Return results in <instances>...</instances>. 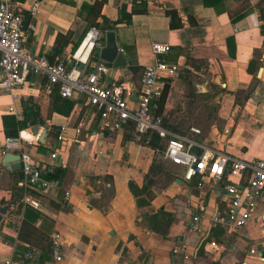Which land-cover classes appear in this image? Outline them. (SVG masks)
I'll use <instances>...</instances> for the list:
<instances>
[{
	"label": "crops",
	"instance_id": "crops-1",
	"mask_svg": "<svg viewBox=\"0 0 264 264\" xmlns=\"http://www.w3.org/2000/svg\"><path fill=\"white\" fill-rule=\"evenodd\" d=\"M12 1L23 12V19L29 14L28 26L22 29V45L38 56L55 46L57 33L71 30V39L76 40L84 24H72L77 7L94 0ZM230 1L226 3L230 5ZM121 2L130 5V0H106L100 14L115 20ZM249 2L251 10L232 23L225 13H215L200 0H147L146 13H134L130 24L118 23L110 29L117 36L118 51L126 61L135 63L125 68L107 64L106 80L130 81L136 86L143 68L155 58L173 64L176 74L159 85L165 80L168 83L161 111L163 126L175 134L198 138L201 131L193 135L189 128L199 129L204 122L202 140L242 159L262 156L264 35L259 30V10L264 11V0ZM165 9L175 10L182 27H168ZM186 13L193 25L186 22ZM85 42L88 40L83 38L75 48L80 59L89 49L83 47ZM153 42L167 44L168 50L155 56ZM73 51L68 43L61 55ZM51 85L29 74L18 90L15 105L22 111L25 98L38 104L42 125L37 124V132L46 133L43 142H22L21 151L39 168L59 167L63 173L45 189H28L21 169L10 170L0 161V206L7 207L0 219V264L20 259L26 251L34 253L36 264H257L248 250L264 237V190L255 199L245 225L226 231L211 222L214 212L224 207L218 184L198 176L183 180L180 166L135 140L130 122L114 132L100 131L82 96L70 98L74 104L67 115L52 111ZM134 98L131 94L130 104ZM10 102L9 96L0 92V143L6 137L2 116L11 115L7 111ZM43 124L58 127L61 138L49 137ZM19 131L27 137L32 134L29 124ZM46 140L51 146L41 148ZM246 179L244 173L240 184ZM128 182L139 189L136 197ZM26 190L37 200V208L22 204ZM199 198L204 210L193 227L192 204ZM21 222L25 225L22 239H18ZM209 234L213 238L207 241ZM53 238L59 260L54 259Z\"/></svg>",
	"mask_w": 264,
	"mask_h": 264
},
{
	"label": "built area",
	"instance_id": "built-area-1",
	"mask_svg": "<svg viewBox=\"0 0 264 264\" xmlns=\"http://www.w3.org/2000/svg\"><path fill=\"white\" fill-rule=\"evenodd\" d=\"M22 22L21 9L14 6L12 0H0V92L7 94L11 100L7 105L9 113L16 118L22 117V111L15 105V100L27 75L45 78L48 84L57 85L58 94L62 97L82 96L102 132L117 131L124 123L130 122L135 140L143 144L148 142V134L154 132L158 138L164 140L160 148H155V152L160 158L180 166L183 180L190 181L197 176L200 179L206 177L219 185V200L224 207L214 212L211 222L229 232L245 225L251 217L255 199L264 190V152L260 157L242 159L224 152L206 140L178 135L166 129L162 125L161 115L155 114L154 109L161 89L160 82L176 74L175 65L167 64L157 57L153 63L143 68L138 85L135 86L130 81L109 83L104 76L107 64L101 60L91 62L88 58L92 47H102L104 32L94 27L88 30L93 33V37L84 59L75 56L76 48L69 55H54L49 60L47 54L34 56L23 47ZM29 27L32 28L30 25ZM151 50L158 56L168 50V45L153 42ZM78 64L82 66L78 67ZM132 93L135 98L130 104L129 97ZM189 131L193 135L200 134V130L195 127H190ZM21 133L19 131L16 136L3 138L0 155L5 152L18 153L27 188L45 189L53 182V179L45 177L48 169L39 168L28 154L21 151L22 142L37 143L38 134L25 137ZM57 138L60 139L61 136L58 134ZM193 148H197V154L192 152ZM50 157L53 159L54 154ZM244 173L247 174V179L244 184H240ZM22 204L38 207L37 200L27 190L22 196ZM192 207L195 213L191 219L195 227L199 213L204 210L202 199L199 198ZM51 243L54 259L59 260V253L55 250L57 240L53 238ZM248 252L255 255L257 264H264V237L256 246L249 248ZM35 261L34 253L26 251L22 258H10L6 264H36Z\"/></svg>",
	"mask_w": 264,
	"mask_h": 264
},
{
	"label": "trees",
	"instance_id": "trees-1",
	"mask_svg": "<svg viewBox=\"0 0 264 264\" xmlns=\"http://www.w3.org/2000/svg\"><path fill=\"white\" fill-rule=\"evenodd\" d=\"M61 2L65 3H71L69 0H59ZM106 0H94L92 3H86L82 2L77 7L76 16L72 21V24L76 25L80 21H83V27L76 38V40L71 39L72 31L68 30L65 34L57 33L55 35V46L49 51L48 58L49 60L52 59L54 55H59L62 53L63 48L68 44L71 43V51H73L75 48H78V45L83 40V38L86 35V32L89 28L94 27L95 29H98L99 31L104 32L105 30H110L115 27L118 23H124V24H130L131 22V15L134 13H146L147 11V0H130L129 7L124 2H121L117 6V17L115 20H109L105 16L100 14V8L101 5ZM228 0H200V4L207 7H212L215 13H225L228 20L230 22H235L238 19L242 18L245 14H247L252 6L249 2V0H231L230 5L226 3ZM165 15L168 17V27L170 29L179 28L182 27L183 23L181 20V17L175 12V10L172 9H165ZM185 20L189 25L194 24V20L190 16V13L185 14ZM259 30L262 35H264V11L259 10ZM230 37L226 38V43L228 44V41ZM89 61H95L97 59V51L95 47H92L88 54ZM135 66H131V68H134ZM250 71V70H249ZM42 81L47 84V81L45 78H42ZM51 110L54 112H57L61 115H67L69 111L71 110L74 100L66 97H62L58 94V87L56 84L51 85ZM168 89V83L166 80L163 82L159 96L156 99V107L154 109L155 114H160L162 118V125H163V116H162V108L163 103L166 97ZM40 109L39 105L35 104L32 100L25 98L22 101V117L20 120L16 119L13 114L11 115H5L2 116V129L5 136H16L17 132L21 129H24L28 126V124L33 121L36 124H40L39 119ZM42 125V123L40 124ZM43 127L45 128L47 135L49 137L58 135V127L50 126L47 127L45 124H43ZM143 138V137H142ZM148 142L145 143L146 145L150 146L151 148H160L164 140L157 137V135L154 132H150L148 134ZM197 138V137H196ZM201 138V139H200ZM204 139V136L202 133L199 135L198 139L202 140ZM143 144V142H140ZM44 148H48L51 146V143L46 140L42 145H39ZM43 148V149H44ZM63 173V169L59 167H52L49 168L48 171L45 173V177L48 179H55L57 180ZM128 187L131 193L136 197L137 193L139 192V189L133 185V183L128 182ZM143 189L145 186L142 187ZM147 197L150 196V193L146 194ZM146 202H142L141 204H145ZM137 204H140V201L137 199ZM161 213V212H159ZM35 216V214H34ZM26 217V212H25ZM25 223L21 222L20 228L18 230L17 238H21V231L24 227ZM213 236L212 234H209L207 237V241L212 240Z\"/></svg>",
	"mask_w": 264,
	"mask_h": 264
},
{
	"label": "water",
	"instance_id": "water-1",
	"mask_svg": "<svg viewBox=\"0 0 264 264\" xmlns=\"http://www.w3.org/2000/svg\"><path fill=\"white\" fill-rule=\"evenodd\" d=\"M29 14L25 15V18L22 22V29H25V26L28 23ZM117 36L113 30H105L103 34V46L98 49L97 57L99 60L110 65L112 68H125L127 65L134 64V60L126 61L124 53L118 51L117 45ZM134 96V93H132ZM30 131L33 135L38 134V142H43L46 136L44 131L37 132L38 125L31 121L29 123ZM192 152L197 154V148H193ZM55 163L58 162V155L55 156ZM1 163L4 164L10 170H18L21 167L20 156L18 153L14 152H5L1 157ZM151 179H148L147 183L149 184ZM6 206H0V219L3 214L6 212Z\"/></svg>",
	"mask_w": 264,
	"mask_h": 264
},
{
	"label": "bare ground",
	"instance_id": "bare-ground-1",
	"mask_svg": "<svg viewBox=\"0 0 264 264\" xmlns=\"http://www.w3.org/2000/svg\"><path fill=\"white\" fill-rule=\"evenodd\" d=\"M92 37H93V33L91 32V31H88L87 33H86V35H85V37H84V39H87L88 40V43L87 42H85L84 43V45H83V47H90L91 46V39H92ZM23 136H26V135H24V132H22L21 133ZM27 137V136H26Z\"/></svg>",
	"mask_w": 264,
	"mask_h": 264
},
{
	"label": "rangeland",
	"instance_id": "rangeland-1",
	"mask_svg": "<svg viewBox=\"0 0 264 264\" xmlns=\"http://www.w3.org/2000/svg\"><path fill=\"white\" fill-rule=\"evenodd\" d=\"M90 29V28H89ZM88 29V30H89ZM87 30V31H88ZM212 111H211V106H210V113H211ZM197 116L199 117L200 116V114H201V112L200 111H197ZM202 123V125L201 126H199V129H200V131H201V133H202V135L204 136V132H205V129H206V126H205V123L204 122H201Z\"/></svg>",
	"mask_w": 264,
	"mask_h": 264
}]
</instances>
